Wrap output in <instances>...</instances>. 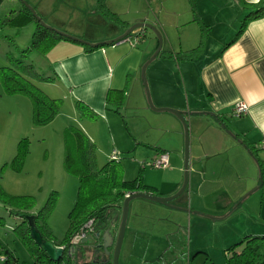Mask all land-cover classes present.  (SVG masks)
Returning <instances> with one entry per match:
<instances>
[{"label": "crops", "instance_id": "1", "mask_svg": "<svg viewBox=\"0 0 264 264\" xmlns=\"http://www.w3.org/2000/svg\"><path fill=\"white\" fill-rule=\"evenodd\" d=\"M242 1L264 7V0H194L193 7L189 0H107L109 8L121 4V11L115 7L112 10L121 12L123 25L119 28L110 24L107 34H93L87 39L91 44L102 43L120 36L133 24L154 26L163 42L145 68L153 103L156 108L188 112L184 117L190 134L187 187L167 204L146 198L129 202L120 264H174L178 260L173 261L172 250L182 256L184 233L187 259L191 250H196L193 256L202 253L197 250L203 248L201 242L210 230L218 232L223 246L246 235H264V149L256 146L264 139V15L248 20L236 39L225 46L253 10L244 8ZM104 20L100 12L94 21ZM203 27L207 35L202 53L192 60L178 61L175 53L194 48ZM173 30L177 31L178 42L173 39ZM138 32L143 36L135 45L125 38L96 47L61 39L44 53L46 72L52 73L46 76L53 81L45 83L61 85L72 114L79 113L76 101L96 109L95 117L82 122L93 142L98 137L91 133L95 129L90 121L110 120L106 111L111 102L120 103L117 108L121 113L124 108L152 113L139 75L142 64L155 52L158 38L144 27L136 28L130 36ZM116 92L122 93V102ZM183 93V101L177 100ZM239 101L248 105V111L234 116L232 108ZM163 119L169 127L163 124L162 128L172 134L171 138L163 136L151 143L138 138L132 141L124 126L128 132L124 133L126 143L121 142V151L146 158L137 162L135 170L125 166L128 162L123 161L120 151L119 155L112 150L108 160L115 152L122 175H126L121 176L123 179H133L140 172L142 182L154 188L157 195L170 196L183 183L185 137L176 115L167 114ZM140 144L148 148L139 152ZM163 151L168 153L166 168L143 166ZM120 213L116 212V221L110 226L114 236ZM160 255L163 257L159 259Z\"/></svg>", "mask_w": 264, "mask_h": 264}, {"label": "rangeland", "instance_id": "2", "mask_svg": "<svg viewBox=\"0 0 264 264\" xmlns=\"http://www.w3.org/2000/svg\"><path fill=\"white\" fill-rule=\"evenodd\" d=\"M24 1L48 28L52 27L60 32L67 34L70 32L79 35L82 37L81 40L83 42H88L89 40L87 39L93 38V34L95 36L107 34L110 31V24L121 28L120 21L123 20L121 12L117 13L112 10L115 7L114 9L121 11V4L109 8L107 0L105 3L106 8L116 13L120 19L119 21L116 22V20H112L105 15L104 22L94 21L97 14L100 13L98 4L94 6L95 0H4L0 4V67L10 66L13 60L22 59L25 63L32 64L35 71L41 76H52V73L46 72L47 61L44 58V53L32 48L27 50L31 46L36 30L35 22L31 21L24 26L2 23L6 18L15 16ZM46 25L43 26L46 27ZM177 35V31L173 30L172 36L175 42H178ZM173 65L175 64L173 63ZM139 76L143 85L141 71ZM145 79L151 102L155 107L146 70ZM31 81L49 95H53L50 94L52 93L51 90H55L53 93L56 96L53 97V95L52 97L62 99V105L52 121L39 126L35 125L32 121L30 98L24 94L5 93L0 83V188L10 196L29 197L30 200L32 198L33 204L28 211L35 215L48 203L49 209L44 220L50 230L52 242L58 244L65 235L68 226V213L74 205L79 186L78 177L66 171L64 167L63 130L66 126L72 125L84 132L85 127L82 122L89 117L80 113H77L76 116L72 114V108L68 103L67 96L62 92L61 85L47 84L39 79L32 78ZM177 97V100L183 101L184 93L183 96ZM116 107L117 105L113 102L107 106L106 113L108 114L107 117H111L110 120L103 118L104 120L90 121L93 128L97 131L95 133V130L91 129V133L93 132L98 137V141H95L97 144L94 142L97 166L101 167L107 163L109 161L108 154L114 150L119 155L121 152L123 161L125 160L129 163L125 164L129 170H135L137 162L140 164L146 158H142L141 154L135 156L125 152L126 150L121 151L123 146L121 142L126 143L124 142L126 139L124 133L130 131L131 137L129 139L132 141L138 138L151 143V141H156L163 136L169 139L172 134L167 133L162 128L163 124L169 127L163 116L172 113L154 111L151 107L152 111L150 112L152 113H149V111L144 112L143 110L136 111L133 108L127 110L124 108L121 113V108L117 111ZM92 111L97 112L93 107ZM180 112H182L184 117L188 114L187 110ZM108 121L110 122L108 123ZM124 126L128 128V131ZM181 126L183 129L182 123ZM183 134L185 137L184 129ZM23 138L28 140V149L19 169H14L11 161L17 152L19 141ZM144 148L148 147L140 144L139 152H144ZM117 169L119 175L125 178L126 175H124V172L122 175L121 172V164H117ZM30 200L23 199L21 204L29 203ZM11 208L13 207L0 202V254L4 253V249H7L17 259L18 264H32V257L20 239L19 229L16 228L21 221L10 213ZM185 238L187 237H185L184 233V246L180 250V253H183L182 256L178 254V250V253L172 250V253L174 252L173 261L178 260L174 264H188L189 262L190 264H210V261L215 264H225V250L233 244L229 243L223 246L218 232L210 230L206 232V240L201 242L202 246L200 247L203 248H198L199 250H197L202 251V253L193 256L196 250H191L190 258L187 259ZM77 249L78 246H75L71 256L72 264H78L77 262H83L84 260L79 256ZM120 251L121 246L117 259L118 264H120ZM112 260L113 254L111 253L106 256L104 262L109 261L112 264Z\"/></svg>", "mask_w": 264, "mask_h": 264}, {"label": "trees", "instance_id": "3", "mask_svg": "<svg viewBox=\"0 0 264 264\" xmlns=\"http://www.w3.org/2000/svg\"><path fill=\"white\" fill-rule=\"evenodd\" d=\"M4 0H0V4ZM191 7L194 0H189ZM106 0H98V9L106 17L119 21L116 13L109 11L105 6ZM242 5L246 9H253L243 18L239 30L235 36L225 45L232 43L236 37L242 32L246 22L250 19L264 15V7L259 4L245 3ZM34 21L36 30L34 32L31 46L27 49H37L41 53H46L55 43L61 39H70L53 29L43 26L40 21L36 20L32 11L22 4L17 14L8 17L2 21L3 24L13 26H24ZM123 25L124 21H120ZM202 35L199 43L192 49L182 52H176L175 58L180 60H192L199 56L206 43V29L203 27ZM131 34V33H130ZM127 35V36H130ZM126 36V37H127ZM143 36V34H142ZM91 47H88L90 49ZM32 79H39L43 82H51V77L39 75L32 64L25 63L22 59H15L10 66L0 67V83L8 94H24L31 100L32 105V121L35 125H43L54 119L62 105V99L53 98L39 89ZM117 98L122 102L123 95L116 92ZM111 91L107 94V100L110 99ZM120 103H117V106ZM75 107L81 115L87 117H95L93 112L87 105L81 101L75 102ZM118 111V108L116 107ZM64 134V167L66 171L76 175L79 179L77 197L74 205L68 213V226L62 241L58 244L52 242L50 238V230L48 229L44 217L49 209L47 203L38 214H32L28 210L31 208L33 201L29 197L10 196L3 192L0 188V202L12 206L10 213L18 217L21 221L16 227L20 235V239L27 247L32 257V264H72L71 256L73 252L69 251L70 240L89 220L93 219V226L96 228L107 219H112L116 212L121 210L122 202L126 194L133 192H148L157 195L154 188L145 185L142 182L140 172L133 179H123L118 172V161L110 159L101 167L97 166L95 158L96 146L89 137L76 126H66L63 130ZM28 140L23 138L17 145V152L11 161L14 169H19L20 164L27 152ZM164 152V151H163ZM119 160V158H118ZM28 199L29 203L21 204V200ZM15 207V208H14ZM33 216V223L38 228L43 238L51 241L58 246H64V253L58 262L49 259L43 249L36 245L30 236V227L26 216ZM78 246V245H77ZM4 260H0V264H18L13 254L4 249V253L0 254ZM163 255L159 256V259ZM78 264H110L108 262H77ZM213 264V263H210ZM225 264H264V235H246L238 242L230 245L225 250Z\"/></svg>", "mask_w": 264, "mask_h": 264}, {"label": "water", "instance_id": "4", "mask_svg": "<svg viewBox=\"0 0 264 264\" xmlns=\"http://www.w3.org/2000/svg\"><path fill=\"white\" fill-rule=\"evenodd\" d=\"M24 4H25V6H27L32 11V14L36 18V20L40 21V23L43 24V22L37 16V14L34 12V10L25 1H24ZM43 25H46V24H43ZM46 27H48V26L46 25ZM138 27H144V28L151 29L152 31L155 32V34L157 35V38H158V45H157L155 52L149 58V60L142 66L141 77H142V82H143V85L145 88L146 99H147L149 106L153 110L167 111V112L173 113L174 115H176L180 119V121L183 124L184 133H185L184 178H183V183H182L181 187L179 188V190L170 196H159V195H154L152 193L143 192V191L142 192H133V193L126 195L123 202H122V205H121L120 220H119V224H118L117 232H116L115 236L110 231V226L116 221V219L113 218L111 220L109 226H108V223H106V222L101 223L99 225V229L96 230L94 234L87 235L86 237H84L83 239L80 240V242L78 244V249H77L78 252L81 251L85 255L86 253H89V251L96 249L97 251L100 252V254L102 256H105V257L109 256L112 253L113 254L112 264H118L117 259H118V254H119L121 242L123 240V234H124L125 227H126L128 210H129V202L134 198H146V199H149L152 201L167 204L170 201L179 197L184 192V190L186 189L187 183H188V145H189V134H188L187 122H186L182 112H180L179 110H176L173 108H168V107L155 108L151 102L149 91H148L147 84H146V79H145V68H146L147 64L149 62H151L156 57V55L159 53L160 48H161V44H162L161 35L156 30V28L154 26H152L151 24H145V23L133 24L127 30H125L123 34H121L117 38L110 40V41H105V42L96 43V44L83 42L81 39L75 38V37L68 35L64 32L54 30L52 27H50L54 31H56V32L66 36L70 39L78 40V41L86 43L92 47H96L99 45L113 44V43L119 42L120 40L124 39L127 35H129L133 30H135ZM26 219L28 220V224L30 227V236L33 239V241L35 242V244L40 246L43 249V251L47 254V256L49 257L50 260H52L53 262H58L63 256L64 248H62L61 246L55 245L51 241H47L43 238L42 234L40 233L38 228L33 223V216L27 215ZM96 258H97V254H94L93 259H96Z\"/></svg>", "mask_w": 264, "mask_h": 264}, {"label": "built area", "instance_id": "5", "mask_svg": "<svg viewBox=\"0 0 264 264\" xmlns=\"http://www.w3.org/2000/svg\"><path fill=\"white\" fill-rule=\"evenodd\" d=\"M142 38V33L138 32L134 36H127L125 39L131 44L135 45L137 44ZM248 111V105L244 102H236L233 105L232 108V115L234 116H240L242 114H245ZM257 147L264 149V139H262L257 145ZM111 159L118 160V156L115 152H112ZM143 166H149L153 168H166L168 166V153L167 152H161L157 157L146 161L143 163ZM128 195V194H126ZM95 233V228L93 226V219H89L81 228V230L73 236V238L70 240L69 244V251L72 252L80 242L81 239L86 237L87 235H91ZM64 248V246H61ZM0 260H4V257L1 256Z\"/></svg>", "mask_w": 264, "mask_h": 264}, {"label": "flooded vegetation", "instance_id": "6", "mask_svg": "<svg viewBox=\"0 0 264 264\" xmlns=\"http://www.w3.org/2000/svg\"><path fill=\"white\" fill-rule=\"evenodd\" d=\"M105 222L108 223V226H109L110 225L109 223L111 222V219H107L106 221H103L102 223H105ZM98 229H99V226L96 228V230H98ZM78 254H79V256L82 259H84L83 262H103L105 260V258H106L105 256H102L100 254V252L97 251L96 249H93L92 251H89V253H86L85 255L81 251L78 252ZM94 254H97V258L96 259H93Z\"/></svg>", "mask_w": 264, "mask_h": 264}]
</instances>
